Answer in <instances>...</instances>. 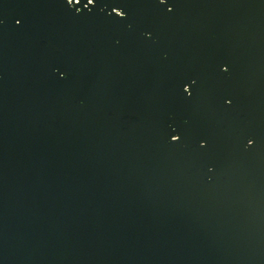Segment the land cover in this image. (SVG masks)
Masks as SVG:
<instances>
[{
    "label": "water",
    "instance_id": "obj_1",
    "mask_svg": "<svg viewBox=\"0 0 264 264\" xmlns=\"http://www.w3.org/2000/svg\"><path fill=\"white\" fill-rule=\"evenodd\" d=\"M0 264H264V0H0Z\"/></svg>",
    "mask_w": 264,
    "mask_h": 264
},
{
    "label": "snow or ice",
    "instance_id": "obj_2",
    "mask_svg": "<svg viewBox=\"0 0 264 264\" xmlns=\"http://www.w3.org/2000/svg\"><path fill=\"white\" fill-rule=\"evenodd\" d=\"M69 3H71V0H69ZM76 3L78 4V3H79V0H76ZM89 3H92V0H89ZM75 10H76V11H79L78 8H76ZM167 11H168V12H171L172 9H171V8H168ZM16 22H17V24L20 23L19 20H17ZM170 135H172V139H173V140H177V141H179V140L182 139V135H180V134H175V132L170 133ZM249 142L251 143V141H249Z\"/></svg>",
    "mask_w": 264,
    "mask_h": 264
}]
</instances>
